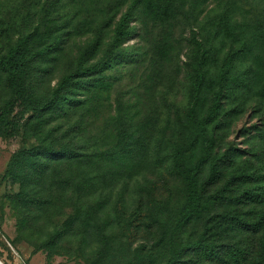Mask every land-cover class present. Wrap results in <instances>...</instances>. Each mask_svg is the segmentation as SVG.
I'll return each mask as SVG.
<instances>
[{"label":"trees","instance_id":"obj_1","mask_svg":"<svg viewBox=\"0 0 264 264\" xmlns=\"http://www.w3.org/2000/svg\"><path fill=\"white\" fill-rule=\"evenodd\" d=\"M127 2L121 16L105 12L53 88H43L41 76L72 31L5 34L0 134L24 136L5 175L20 185L9 199L22 235L38 234L37 251L75 255L82 264H264V169L242 166L238 149L221 154L219 146L235 53L212 74L215 44L193 33L182 116L173 101L184 72L175 31L196 20V5H116ZM136 17L144 33L160 29L150 84L140 92L150 98L145 103L122 89L123 65L142 54L125 46ZM251 42L264 46V19L243 36L244 48Z\"/></svg>","mask_w":264,"mask_h":264},{"label":"rangeland","instance_id":"obj_2","mask_svg":"<svg viewBox=\"0 0 264 264\" xmlns=\"http://www.w3.org/2000/svg\"><path fill=\"white\" fill-rule=\"evenodd\" d=\"M186 1L196 5V20L190 24L185 21L175 31V36L182 41L180 63L184 72L179 77L173 101L183 116L189 106L186 68L190 62L192 46L189 40L193 33L201 31L215 44L217 55L211 67L212 74L219 71L220 64L229 54L235 53L233 75L236 82L223 102V120L226 124L225 129L220 130L219 146L221 154L230 148L238 149L242 166L247 165L261 171L264 169V46L261 48L251 42L249 47L244 48L242 38L256 30L259 22L264 19V0ZM117 2L118 0H0V53H4L7 47L6 32L16 37L18 34L37 31L41 35L50 36L53 31H63L68 27L72 32L64 39L62 52L50 65L49 71L41 76V86L53 88L74 68L75 58L94 38L96 24L101 23L105 12L110 11L114 15L118 9L121 16L127 10L128 2L122 6L116 5ZM131 25L133 34L125 46L141 50L142 54L136 55L132 64L123 65L122 89L136 103L141 100L145 103L150 98L140 92H143V85L150 84L153 60H157L153 49L159 42L160 29L150 25L148 33H144L137 17ZM112 30L113 25L107 29L108 35ZM143 52L146 55L144 59ZM1 85L0 78V87ZM6 98L7 94L0 89V113ZM210 98L211 93L207 95V99ZM175 112L176 108L172 109V113ZM15 115L11 116L13 121ZM24 144L22 134H0V260L4 264H82L75 255H52L47 251H37V247L33 245L41 241L38 234L31 240L22 235L20 216L9 199L20 191V185L6 179L5 175L13 155ZM244 209L245 207L241 208L242 211ZM255 247L259 253L258 242ZM251 264L258 263L252 260Z\"/></svg>","mask_w":264,"mask_h":264},{"label":"water","instance_id":"obj_3","mask_svg":"<svg viewBox=\"0 0 264 264\" xmlns=\"http://www.w3.org/2000/svg\"><path fill=\"white\" fill-rule=\"evenodd\" d=\"M0 264H4V263L0 260Z\"/></svg>","mask_w":264,"mask_h":264}]
</instances>
